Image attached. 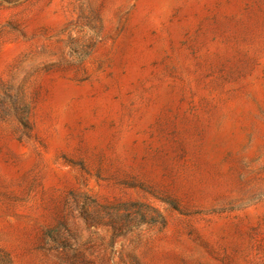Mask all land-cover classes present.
Returning a JSON list of instances; mask_svg holds the SVG:
<instances>
[{
    "label": "rangeland",
    "instance_id": "rangeland-1",
    "mask_svg": "<svg viewBox=\"0 0 264 264\" xmlns=\"http://www.w3.org/2000/svg\"><path fill=\"white\" fill-rule=\"evenodd\" d=\"M0 264H264V0H0Z\"/></svg>",
    "mask_w": 264,
    "mask_h": 264
}]
</instances>
